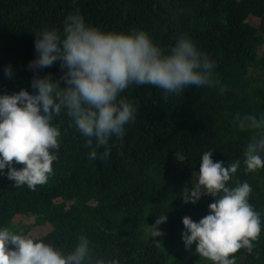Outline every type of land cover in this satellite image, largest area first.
<instances>
[{
    "label": "trees",
    "instance_id": "obj_1",
    "mask_svg": "<svg viewBox=\"0 0 264 264\" xmlns=\"http://www.w3.org/2000/svg\"><path fill=\"white\" fill-rule=\"evenodd\" d=\"M77 11L88 26L104 33L145 31L165 53L186 35L214 62L218 83L185 88L167 102L162 89L130 85L119 98L137 109L135 122L125 125L122 140L110 138L104 160L99 158L103 147L95 160L89 159L87 138L62 110L52 121L61 131L60 149L54 151L58 159L47 182L35 190L16 187L7 169L0 173V229L10 230L18 216L34 218L33 226H51L46 236H28L19 225L10 231L64 255L86 236L93 264L97 259L105 264H202L195 244L190 251L185 248L183 218L199 222L214 199L204 196L195 205L185 204L183 191L196 184L202 156L212 151V159L225 166L240 161L227 186L249 183V203L260 213L261 233L253 251L241 249L236 264H264V169L246 171L244 152L256 132L234 125L237 113L264 115V0H0V95L34 92L35 73L28 65L37 58L35 34H62L64 21ZM253 17L258 25L250 21ZM9 65L12 79L4 72ZM49 73L59 80L60 63L39 70L42 77ZM162 216H167L159 226L164 235L154 238L142 231Z\"/></svg>",
    "mask_w": 264,
    "mask_h": 264
},
{
    "label": "clouds",
    "instance_id": "obj_2",
    "mask_svg": "<svg viewBox=\"0 0 264 264\" xmlns=\"http://www.w3.org/2000/svg\"><path fill=\"white\" fill-rule=\"evenodd\" d=\"M37 58L29 62L34 71L33 93L21 89L18 93L0 95V173L7 169V178L16 187L36 186L47 182L53 172L54 154L60 149L61 131L53 126L54 117L62 110L87 138L91 148L89 159L97 158V149L105 150L101 160L110 155L109 140H122L125 125L134 123L137 109L126 98H119L130 85H152L162 89L163 99L180 95L185 88L214 87L215 67L207 53L198 50L186 35L177 37L167 53L153 43L145 31L132 34L104 33L85 23L77 11L64 21L63 33L46 30L35 34ZM60 63L63 75L54 80L51 73L41 76L39 70ZM13 78L9 65L4 70ZM63 82V86L62 83ZM234 125L240 130H255L244 152L247 172L264 169V115L236 114ZM95 140V147H93ZM213 152L203 154L197 182L185 188V204H196L204 196L214 199L209 213L195 222L183 218L182 239L186 250L196 245V253L212 264H236L235 254L241 249L253 251L261 233L260 213L249 203L252 188L243 182L230 188V181L240 167L237 160L228 166L212 159ZM15 165L23 167L17 169ZM222 193V195H221ZM219 197V198H217ZM167 216L156 219L152 235H164L159 226ZM93 264L90 241L80 236L75 249L67 255L32 238L0 229V264ZM95 264H105L97 259ZM110 264H118L111 261Z\"/></svg>",
    "mask_w": 264,
    "mask_h": 264
},
{
    "label": "rangeland",
    "instance_id": "obj_3",
    "mask_svg": "<svg viewBox=\"0 0 264 264\" xmlns=\"http://www.w3.org/2000/svg\"><path fill=\"white\" fill-rule=\"evenodd\" d=\"M250 21L254 24V25H258L259 24V20L258 19H256V18H251L250 19ZM263 49H264V47H263ZM264 51V50H263ZM177 159V161H179L181 164L183 163V160H181L180 158H176ZM34 223H35V219L34 218H28V217H26V216H18V217H16L15 219H14V222H13V224L11 225V228H10V230H14L18 225L21 227H26L28 230H29V232H28V236H33L34 238H42V237H44V236H46L47 234H48V232L51 230V226L50 225H48V226H44V227H36V226H33L34 225ZM151 227H153V226H145V227H143V232L145 233V234H147L148 235V232L149 233H152V231H153V229L151 228ZM159 230L161 231V232H163L164 231V229H163V231H162V229L159 227ZM151 237H153V235H151ZM157 238V237H156ZM202 264H212V262L211 261H209V260H206V259H204L203 260V262H202Z\"/></svg>",
    "mask_w": 264,
    "mask_h": 264
}]
</instances>
